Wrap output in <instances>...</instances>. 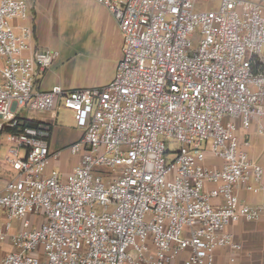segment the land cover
<instances>
[{"label": "built area", "instance_id": "1", "mask_svg": "<svg viewBox=\"0 0 264 264\" xmlns=\"http://www.w3.org/2000/svg\"><path fill=\"white\" fill-rule=\"evenodd\" d=\"M93 1L122 36L114 79L35 91L58 56L31 50L32 27L18 23L29 16L25 0H0V136L10 171L0 242L13 248L0 264H173L183 255L181 264H221L217 250L237 264L227 228L264 210L238 197L264 176L248 154L252 127L264 139V0ZM59 107L82 130L68 148L81 160L65 176L48 168L51 125L19 115ZM169 139L179 144L171 161Z\"/></svg>", "mask_w": 264, "mask_h": 264}, {"label": "crops", "instance_id": "2", "mask_svg": "<svg viewBox=\"0 0 264 264\" xmlns=\"http://www.w3.org/2000/svg\"><path fill=\"white\" fill-rule=\"evenodd\" d=\"M94 5L93 10L89 11L91 17L98 22L101 36L107 38L109 45L117 48L119 52L118 58L115 59L114 64L120 61L122 57V36L117 27L116 21L112 14L101 4L90 0ZM52 2V9L55 5L53 0H29L28 6L29 16L26 23L32 27L33 35L31 41V50L37 52H44L42 50L47 48L48 42L51 39L50 28L52 20L45 14L44 9L49 10L48 4ZM28 21V22H27ZM58 55V51H54ZM53 65V64H52ZM48 67L42 74V77L36 79L34 85L35 91H49L53 87H60L63 90H74L79 88H66L63 84L55 78L56 65ZM93 88L91 85H85ZM53 112L22 110L20 117L31 124V122L47 123L51 125V133L49 138V149L51 153L56 154L49 162V170H55L61 176L69 174L73 168L80 162L82 152L78 154H71L68 150L69 146L77 142L82 136V130L78 129L72 118V125L69 127L59 126L57 124V111ZM71 114V113H70ZM72 117V115H71ZM35 125V124H31ZM251 146L248 150L250 159L262 166L264 169V139L257 135L255 127L250 130ZM211 161V159H209ZM214 163L219 164L218 161L213 160ZM2 168L10 174L9 168L5 165ZM6 177L0 176V186L3 185ZM238 197L242 204L251 207L264 208V176L262 182L257 186V191L247 192L239 189ZM16 229L13 228V231ZM233 235V240L240 246V252L237 255V264H264V210L262 216L257 221L239 222L232 224L227 228ZM13 248L9 241L0 242V254L12 251ZM228 250H217L215 253L217 262L226 264V255ZM185 255L181 256L179 260L173 264H181Z\"/></svg>", "mask_w": 264, "mask_h": 264}, {"label": "rangeland", "instance_id": "3", "mask_svg": "<svg viewBox=\"0 0 264 264\" xmlns=\"http://www.w3.org/2000/svg\"><path fill=\"white\" fill-rule=\"evenodd\" d=\"M28 3L29 0H25ZM48 4L49 10L44 9L46 15L52 20L50 28L51 39L44 52L58 51V59L52 65H56L55 78L66 88L104 87L112 82L115 76V59L119 52L101 36L98 22H96L89 11L94 5L90 0H53ZM201 6V2H198ZM209 4L203 8L208 9ZM196 10H200L197 8ZM28 22V21H27ZM18 23H26V21ZM27 24V23H26ZM200 39L192 38L195 48ZM42 74L37 78H41ZM57 124L63 127L72 125V117L68 110L59 107L57 111ZM251 138V135H250ZM167 161H171L179 144L174 139L165 141ZM8 144L4 136H0V176L8 178V173L2 168L5 165L4 158ZM23 153V151L21 152ZM6 166V165H5ZM13 228L20 227L19 222L13 221Z\"/></svg>", "mask_w": 264, "mask_h": 264}, {"label": "trees", "instance_id": "4", "mask_svg": "<svg viewBox=\"0 0 264 264\" xmlns=\"http://www.w3.org/2000/svg\"><path fill=\"white\" fill-rule=\"evenodd\" d=\"M31 124H36L35 122H31Z\"/></svg>", "mask_w": 264, "mask_h": 264}]
</instances>
